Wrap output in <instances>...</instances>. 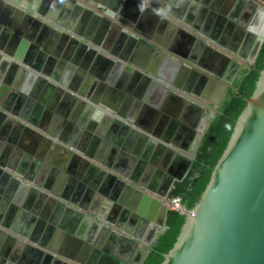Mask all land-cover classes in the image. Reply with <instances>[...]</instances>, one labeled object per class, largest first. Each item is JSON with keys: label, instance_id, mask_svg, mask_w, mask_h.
<instances>
[{"label": "crops", "instance_id": "crops-1", "mask_svg": "<svg viewBox=\"0 0 264 264\" xmlns=\"http://www.w3.org/2000/svg\"><path fill=\"white\" fill-rule=\"evenodd\" d=\"M263 34L264 0H0V264H139Z\"/></svg>", "mask_w": 264, "mask_h": 264}, {"label": "water", "instance_id": "water-1", "mask_svg": "<svg viewBox=\"0 0 264 264\" xmlns=\"http://www.w3.org/2000/svg\"><path fill=\"white\" fill-rule=\"evenodd\" d=\"M185 160L188 169L192 159ZM183 215L160 264H264V68L200 198ZM138 252L142 264L148 251Z\"/></svg>", "mask_w": 264, "mask_h": 264}, {"label": "trees", "instance_id": "trees-1", "mask_svg": "<svg viewBox=\"0 0 264 264\" xmlns=\"http://www.w3.org/2000/svg\"><path fill=\"white\" fill-rule=\"evenodd\" d=\"M264 68V43L260 48L256 61L250 70H242L232 89H230L209 124L205 134L194 149V157L187 175L175 182L170 191V198H179L181 205L190 210L200 198L207 185L211 171L222 154L235 121L245 106L257 82L259 73ZM184 215L168 210L165 229L157 236L142 264H160L163 255L174 244L179 234Z\"/></svg>", "mask_w": 264, "mask_h": 264}, {"label": "flooded vegetation", "instance_id": "flooded-vegetation-1", "mask_svg": "<svg viewBox=\"0 0 264 264\" xmlns=\"http://www.w3.org/2000/svg\"><path fill=\"white\" fill-rule=\"evenodd\" d=\"M264 43V42H263ZM263 43L262 44H260V46H259V48H257V50H256V53H255V58H254V60L252 61V62H250V61H248L247 60V58L245 57V55H244V57L245 58H242V59H238V58H231V68H230V71H229V74H228V76L227 77H225V79H224V84H223V86H228V88L227 89H225L224 90V87L223 86H221V88L219 89V92H218V94H217V98H215L214 99V101H215V104L217 103V106H215V108H214V115H212V114H207V112L205 113V117H203V119H202V121H201V128H199V130H205V132H206V130H207V128H208V126H209V124L211 123V121L213 120V117L215 116V114L217 113V111L221 108V105H222V103H223V101L225 100V98H226V95H227V93H228V91L230 90V89H232V87H233V84L235 83V81H236V79H237V77H238V75H239V73L242 71V70H246V71H248V70H250L251 69V67L254 65V63H255V61H256V58H257V55H258V53H259V51H260V48H261V46L263 45ZM228 48L229 49H233V45H229L228 46ZM244 53V52H243ZM246 54V53H245ZM222 95V96H221ZM220 96H221V98H220ZM218 101V102H217ZM214 104V103H213ZM211 119V120H210ZM205 132H204V134H205ZM204 134H202V133H200V138H199V141L201 140V137L204 135ZM192 161H193V159H192ZM192 164V163H191ZM191 166V165H190ZM189 169H190V167H189ZM176 182V181H175ZM174 182V183H175ZM174 183H173V185H172V187L174 186ZM172 187H171V189H172ZM166 199L168 200V199H170V192L168 193V195H167V197H166ZM166 207L168 208V204H166ZM169 210V209H168Z\"/></svg>", "mask_w": 264, "mask_h": 264}, {"label": "built area", "instance_id": "built-area-1", "mask_svg": "<svg viewBox=\"0 0 264 264\" xmlns=\"http://www.w3.org/2000/svg\"><path fill=\"white\" fill-rule=\"evenodd\" d=\"M168 209L178 212L179 214H185L186 209L181 205L179 198H170L167 200Z\"/></svg>", "mask_w": 264, "mask_h": 264}, {"label": "rangeland", "instance_id": "rangeland-1", "mask_svg": "<svg viewBox=\"0 0 264 264\" xmlns=\"http://www.w3.org/2000/svg\"><path fill=\"white\" fill-rule=\"evenodd\" d=\"M257 47H258V45L253 47L252 51L250 52V54L248 56V61L252 62L254 60Z\"/></svg>", "mask_w": 264, "mask_h": 264}]
</instances>
